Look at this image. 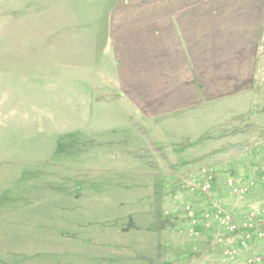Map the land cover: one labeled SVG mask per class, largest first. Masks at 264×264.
Segmentation results:
<instances>
[{"label":"rangeland","instance_id":"rangeland-1","mask_svg":"<svg viewBox=\"0 0 264 264\" xmlns=\"http://www.w3.org/2000/svg\"><path fill=\"white\" fill-rule=\"evenodd\" d=\"M158 2L0 0V264H220L217 231L190 233L192 211L264 203V157H196L224 144L219 117L146 136L119 104L104 27ZM201 168L210 197L191 190ZM229 175L251 184L241 200Z\"/></svg>","mask_w":264,"mask_h":264},{"label":"crops","instance_id":"crops-1","mask_svg":"<svg viewBox=\"0 0 264 264\" xmlns=\"http://www.w3.org/2000/svg\"><path fill=\"white\" fill-rule=\"evenodd\" d=\"M115 13L104 39L118 61L119 104L146 136L160 121L219 117L224 144L196 157H264V0H159Z\"/></svg>","mask_w":264,"mask_h":264},{"label":"built area","instance_id":"built-area-1","mask_svg":"<svg viewBox=\"0 0 264 264\" xmlns=\"http://www.w3.org/2000/svg\"><path fill=\"white\" fill-rule=\"evenodd\" d=\"M199 175L200 181H194L191 190L210 197L214 174L210 169L201 168ZM239 179L236 181L232 175H229L226 183L230 187L238 184L233 187V192L238 195V200H241L251 184L244 182L243 178ZM189 222V231L192 234L198 233V224L204 229L217 231L216 240L221 246L222 263L264 264V203L251 204L244 214L236 218L214 201L206 209L192 211Z\"/></svg>","mask_w":264,"mask_h":264},{"label":"trees","instance_id":"trees-1","mask_svg":"<svg viewBox=\"0 0 264 264\" xmlns=\"http://www.w3.org/2000/svg\"><path fill=\"white\" fill-rule=\"evenodd\" d=\"M256 112H257V105H256L255 108L252 110L251 115H254ZM221 152H222V151L217 152L216 154H219V153H221ZM222 153H223V152H222Z\"/></svg>","mask_w":264,"mask_h":264}]
</instances>
